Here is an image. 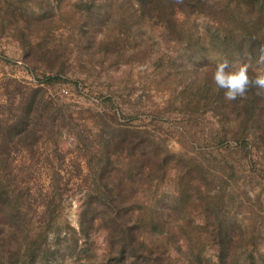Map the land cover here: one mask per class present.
<instances>
[{
    "label": "rangeland",
    "instance_id": "1",
    "mask_svg": "<svg viewBox=\"0 0 264 264\" xmlns=\"http://www.w3.org/2000/svg\"><path fill=\"white\" fill-rule=\"evenodd\" d=\"M117 1L0 0V264H219L216 223L229 260L264 264V144L193 81L218 62L213 22L166 40Z\"/></svg>",
    "mask_w": 264,
    "mask_h": 264
},
{
    "label": "trees",
    "instance_id": "2",
    "mask_svg": "<svg viewBox=\"0 0 264 264\" xmlns=\"http://www.w3.org/2000/svg\"><path fill=\"white\" fill-rule=\"evenodd\" d=\"M129 3V6H137L141 17L160 24L166 40H178L183 36L181 30L183 23L178 21L180 16L186 18L190 14L205 15L213 25L204 27L201 36L210 39L213 50L219 55L218 61H240L247 64L250 79L262 71L259 64L264 66V0H132ZM78 5L122 6V3L117 0H106L101 4L95 2L84 4L79 0ZM192 33L196 37L199 36L195 28ZM200 50L191 48L188 58L202 57ZM213 70L209 68L201 79L198 76L193 78L195 82L200 81L196 90L197 96L203 101H214L216 108L214 115L221 126L230 122L231 118L239 121L235 138L244 146L256 147L259 143L264 144V90L250 85L243 97L228 100L223 90L215 86L211 75ZM54 81V78L48 77L39 84L49 85ZM36 93L38 91L21 100L26 103L25 106H29V109L26 110L23 106L21 119L17 122L18 125L13 126L14 130L26 124L24 119L30 113V108L34 106ZM214 210L213 215L218 219V210L216 207ZM232 228L233 226H224L220 223L214 225V239L219 246V264H235L234 260H229L228 249L232 242Z\"/></svg>",
    "mask_w": 264,
    "mask_h": 264
},
{
    "label": "clouds",
    "instance_id": "3",
    "mask_svg": "<svg viewBox=\"0 0 264 264\" xmlns=\"http://www.w3.org/2000/svg\"><path fill=\"white\" fill-rule=\"evenodd\" d=\"M212 80L217 89L223 90L228 100L243 97L250 85L264 90V72H259L250 79L248 65L240 61H218L212 74Z\"/></svg>",
    "mask_w": 264,
    "mask_h": 264
}]
</instances>
